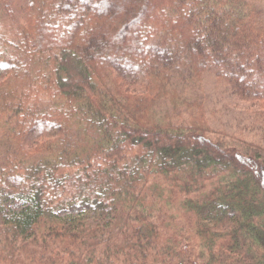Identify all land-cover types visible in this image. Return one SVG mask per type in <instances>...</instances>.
<instances>
[{
    "label": "trees",
    "instance_id": "trees-1",
    "mask_svg": "<svg viewBox=\"0 0 264 264\" xmlns=\"http://www.w3.org/2000/svg\"><path fill=\"white\" fill-rule=\"evenodd\" d=\"M211 68L264 120V0H0V264H264Z\"/></svg>",
    "mask_w": 264,
    "mask_h": 264
},
{
    "label": "rangeland",
    "instance_id": "rangeland-1",
    "mask_svg": "<svg viewBox=\"0 0 264 264\" xmlns=\"http://www.w3.org/2000/svg\"><path fill=\"white\" fill-rule=\"evenodd\" d=\"M162 13L166 15L167 10L162 9ZM190 35V38H195V30H191ZM216 74L211 68L203 76L205 119L214 130V135L231 142H239V139L254 142L264 148V120L257 118L256 109L249 111V104L236 99L218 81Z\"/></svg>",
    "mask_w": 264,
    "mask_h": 264
}]
</instances>
